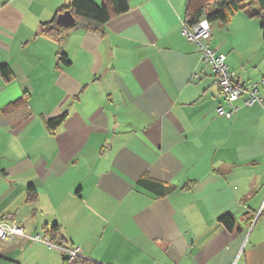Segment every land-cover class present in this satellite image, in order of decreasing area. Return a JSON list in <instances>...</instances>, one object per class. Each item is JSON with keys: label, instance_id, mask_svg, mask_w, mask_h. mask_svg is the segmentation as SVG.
Instances as JSON below:
<instances>
[{"label": "crops", "instance_id": "1", "mask_svg": "<svg viewBox=\"0 0 264 264\" xmlns=\"http://www.w3.org/2000/svg\"><path fill=\"white\" fill-rule=\"evenodd\" d=\"M205 1L227 0H127L95 31L49 34L69 0H0V222L23 228L0 240V264H63L36 235L94 264H264V108L242 97L217 114L218 87L181 34ZM261 22L247 10L209 22L237 79L264 78Z\"/></svg>", "mask_w": 264, "mask_h": 264}, {"label": "built area", "instance_id": "2", "mask_svg": "<svg viewBox=\"0 0 264 264\" xmlns=\"http://www.w3.org/2000/svg\"><path fill=\"white\" fill-rule=\"evenodd\" d=\"M181 34L186 40L195 42L199 46L202 64L211 72L214 84L218 87L224 104L216 108L217 114L227 118L232 117L236 110L234 103L242 97L245 106L250 107L255 104H260L264 108V96L259 89V84L264 81V78L258 82H249L243 79H237L230 72L225 61V54L208 45L211 30L209 22L204 16L200 17L194 24H183ZM224 105L228 107H224ZM22 234L23 228L16 221L0 222V240H14ZM34 239L42 240L50 248L59 249L63 256V264H76L75 261L82 258L77 246L66 247L54 243L48 238L41 239L38 235Z\"/></svg>", "mask_w": 264, "mask_h": 264}, {"label": "trees", "instance_id": "3", "mask_svg": "<svg viewBox=\"0 0 264 264\" xmlns=\"http://www.w3.org/2000/svg\"><path fill=\"white\" fill-rule=\"evenodd\" d=\"M191 1L192 0H188L189 5L191 4ZM207 5V1L200 5L197 8L196 13L189 18L187 24H194L202 16H204L208 22L215 20L226 22L237 11L247 10L249 15L261 17L262 22L260 26L264 38V0H227L225 3H222L221 5L219 4V6L216 7H211L210 9H207ZM128 8L129 6L127 0H103L101 4H96L92 0H69L68 5L59 10V12L69 10L75 18V26H81L85 23L88 29L95 31L110 18L126 12ZM250 9H253L252 13L249 12ZM187 10L189 12L188 7ZM55 18L49 22L43 23V31L50 34L53 31L62 29V27L56 25ZM59 58L64 62L67 61L66 56L63 53L59 54ZM0 69L3 73L7 72V69L4 66H1ZM65 116L66 114L63 113L56 118L50 119L47 122L49 129H53L58 126L65 119ZM35 198L36 192L32 187H30L28 199L34 200ZM221 220L228 226L232 225V221L229 217H223ZM56 231L57 226L54 225L50 229L46 230V233L53 237ZM75 263L94 264L82 258L77 259Z\"/></svg>", "mask_w": 264, "mask_h": 264}, {"label": "water", "instance_id": "4", "mask_svg": "<svg viewBox=\"0 0 264 264\" xmlns=\"http://www.w3.org/2000/svg\"><path fill=\"white\" fill-rule=\"evenodd\" d=\"M55 23L60 27L70 28L74 26L75 18L69 10H65L57 15Z\"/></svg>", "mask_w": 264, "mask_h": 264}, {"label": "rangeland", "instance_id": "5", "mask_svg": "<svg viewBox=\"0 0 264 264\" xmlns=\"http://www.w3.org/2000/svg\"><path fill=\"white\" fill-rule=\"evenodd\" d=\"M261 19V17H259ZM262 20V19H261Z\"/></svg>", "mask_w": 264, "mask_h": 264}]
</instances>
